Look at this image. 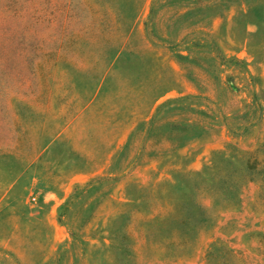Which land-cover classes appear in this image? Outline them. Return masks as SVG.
I'll use <instances>...</instances> for the list:
<instances>
[{
    "label": "rangeland",
    "instance_id": "obj_1",
    "mask_svg": "<svg viewBox=\"0 0 264 264\" xmlns=\"http://www.w3.org/2000/svg\"><path fill=\"white\" fill-rule=\"evenodd\" d=\"M0 264H264V0H0Z\"/></svg>",
    "mask_w": 264,
    "mask_h": 264
},
{
    "label": "crops",
    "instance_id": "obj_2",
    "mask_svg": "<svg viewBox=\"0 0 264 264\" xmlns=\"http://www.w3.org/2000/svg\"><path fill=\"white\" fill-rule=\"evenodd\" d=\"M60 132H61V131L57 132L56 135L59 134ZM36 155H37V154H36ZM36 155H35V156H36ZM35 156H34V157H35Z\"/></svg>",
    "mask_w": 264,
    "mask_h": 264
}]
</instances>
